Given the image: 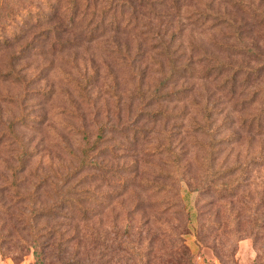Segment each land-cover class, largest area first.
Listing matches in <instances>:
<instances>
[{"label": "rangeland", "instance_id": "1", "mask_svg": "<svg viewBox=\"0 0 264 264\" xmlns=\"http://www.w3.org/2000/svg\"><path fill=\"white\" fill-rule=\"evenodd\" d=\"M35 2L41 9L55 5V0ZM159 23L168 25L171 33L181 32L174 41L183 60L192 57L198 64L204 49L216 48L199 26L190 25L192 21L161 18ZM13 33L29 37L36 47L18 63L23 83L0 80V235H8L11 241L6 244L0 238V264H37L23 227L73 229L75 214L70 209L42 214L58 192L82 199L87 235L92 227L103 231L115 226L121 232L127 228L131 236L119 237L118 243L143 253L152 251L149 257L132 260L119 254L116 264H183L186 259L188 264H264L251 236L237 241L231 234L221 236L214 222L209 224L218 209L229 222L224 229L232 224L230 212L248 213V207L264 211V165L251 160L264 154V138L250 137L240 129L236 119H242V114H232L229 122L215 121L220 136L199 129L200 107L192 101V96L201 100L195 93L199 80L185 81L192 86L187 87L185 99L175 100L174 94L168 101L148 98L159 84L154 74L157 66L145 53L136 54L132 36L95 39L85 32L78 43L59 49L58 43L72 40L73 35L0 28L4 36ZM139 61L147 71L140 90ZM138 91L145 95L143 99ZM149 110L169 114L148 115ZM12 121H17L13 132L8 128ZM100 133L102 139L96 142ZM85 145L92 148L89 164L81 162ZM19 160L24 165L17 173L18 189L26 199L17 205L18 194L11 184ZM219 167L231 171L219 178L234 183L236 197L207 187L199 191L202 183L220 185L212 177ZM18 209L28 221L18 224ZM202 223L203 240L197 234ZM162 227L166 236L161 242L135 235L139 228L157 232Z\"/></svg>", "mask_w": 264, "mask_h": 264}, {"label": "trees", "instance_id": "2", "mask_svg": "<svg viewBox=\"0 0 264 264\" xmlns=\"http://www.w3.org/2000/svg\"><path fill=\"white\" fill-rule=\"evenodd\" d=\"M35 1L40 0H0V28L3 29L4 26L9 31L19 28L22 32L26 28L43 30L45 34L60 32L73 35L72 40L67 39L58 43L59 49H66L69 45L78 43L85 32L93 35L95 39L132 36L136 54L145 53V58L155 62L152 65L157 66L154 74H157L159 84L149 93L150 95L148 94V98L168 101L173 99L174 94L175 100L185 99L187 87L192 88L191 85H185V81L199 80L200 85L195 88V93L201 100L196 101L195 96H192V101L200 107V123L197 126L199 129L220 136L215 121L221 119L229 122L232 114L236 113L243 115L242 119H236L241 123L239 126L241 130L250 137L264 138V0H55L53 7L51 5L43 9ZM48 3L50 0H44L41 5ZM19 17L22 19L17 23L16 19ZM161 18L178 22L192 21L190 25L199 26L198 29L202 33L211 37L216 48L212 51L204 49L201 53V58L204 59L199 60L198 64L192 57L183 60V55L179 53L180 47L177 48L174 41L181 32L168 31V25L159 23ZM151 24L154 25L151 27ZM165 29L167 33L164 32ZM163 33L164 36H161ZM28 38L15 33L10 36L0 34V80L9 79L19 83L25 81L18 63L26 51L34 50L36 47ZM54 46L51 49L55 48ZM210 53L213 55L208 58L207 55ZM137 64L136 74L140 90L144 87L143 79L146 78L147 71L140 66V61ZM148 65L145 63V67ZM173 87L182 88V91L179 89L175 92ZM138 94L141 99L145 97L140 91ZM209 98L214 100L210 102ZM160 112L169 114L149 110L148 115L158 116ZM16 122L12 121L8 126L12 132V126ZM80 132L87 138L85 131ZM101 139L100 133L96 142ZM91 150L92 148H88L87 145L81 150L83 164H89L92 158L89 153ZM251 160L263 166L264 154ZM23 165L19 160L11 184L12 190L18 194L17 205L26 199L18 189L17 178V173ZM218 169L212 171V177L216 182H220L218 183L220 185H214L209 181L202 183L199 191H206L204 187H207L221 194L231 192L232 197H236L238 193L236 186H232L234 183L226 184L222 181L223 178H219L222 173L227 172L229 175L231 171H222L221 167ZM57 197L52 205L41 209L42 214L55 209L63 212L67 208L74 212L75 215L71 216V219L76 225L67 231L54 227H44L42 230H32L31 227L27 230L23 227V230L27 231L26 236L31 239L37 264H44L48 260H52L53 264H116V257L119 254L128 255L129 260L151 256V250L143 253L130 244L117 242L119 237L131 236L127 228L121 232L122 229L115 226L103 231L92 227L87 235L85 228L87 217L82 199L60 192ZM23 210L18 209L20 215L17 219L18 224L29 220L24 216ZM181 214L185 215L184 212ZM47 216L53 218L50 214ZM227 217L232 224L224 229L223 226L229 222L221 218L218 209L212 214L213 220L209 224L214 222L215 231H220L221 236L225 237V233L231 234L237 241L244 235L251 236L256 245H259L258 259H264V211L257 210V207H248V213L230 212ZM204 229L205 225L202 223L197 231L202 240L205 237ZM157 230L141 231L139 228L135 235L137 238L145 235L151 240L161 242L166 232L164 227ZM0 238L6 244L11 243L8 235L5 238L0 235ZM17 249L15 246V250ZM186 260L187 263L183 264H188L190 259Z\"/></svg>", "mask_w": 264, "mask_h": 264}]
</instances>
